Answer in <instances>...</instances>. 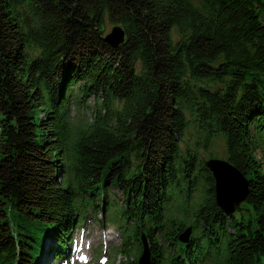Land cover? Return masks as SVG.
Returning a JSON list of instances; mask_svg holds the SVG:
<instances>
[{
	"label": "trees",
	"instance_id": "obj_1",
	"mask_svg": "<svg viewBox=\"0 0 264 264\" xmlns=\"http://www.w3.org/2000/svg\"><path fill=\"white\" fill-rule=\"evenodd\" d=\"M187 115L245 178L230 214L179 150ZM90 212L117 224L119 253L136 245L122 264L141 234L151 264H264V0H0V264H39L46 241L42 264H61Z\"/></svg>",
	"mask_w": 264,
	"mask_h": 264
},
{
	"label": "rangeland",
	"instance_id": "obj_2",
	"mask_svg": "<svg viewBox=\"0 0 264 264\" xmlns=\"http://www.w3.org/2000/svg\"><path fill=\"white\" fill-rule=\"evenodd\" d=\"M87 104V106L84 105L79 109L73 110L72 132L75 131L78 127L83 126L86 122H90L92 120L94 111L96 110V107H94L93 111L91 108L94 104V100L92 97L87 98ZM186 118L187 126L190 122L195 123L197 125V123L193 120L191 116L187 115ZM195 127L193 125H189V128L185 129V136L182 137L181 141L183 139H186L189 144L194 141L193 147L189 146V149L192 150L193 153H196V162H204L205 160H209L212 158L225 160L226 153L224 145V136L222 134H219V136L221 137L210 136L208 135V132H206V130L201 129L203 137L201 138L202 145L200 148L198 145L199 139H195ZM212 137H214V139L210 140L212 139ZM208 142L209 144L207 145ZM206 145L207 147L206 149H204ZM180 147L182 148L183 144H180ZM190 174L198 175L196 190L193 194H191V196L193 195L192 198L194 199L200 196L201 194L200 185L202 183V176L204 175V171H198L196 166L195 170ZM224 174L227 177H233L236 180L235 184L234 180H231L230 178L225 179L228 188L227 190H230L231 188H233V186H236L238 183L237 178L235 177L236 175L234 176L228 171H224ZM170 193L173 194V199L171 203L173 205L179 204L181 198L178 195L177 190L175 189ZM111 197L116 200L117 204H121V201L119 200V198L122 199L121 194L114 188L111 190ZM171 203H168L167 206L171 207ZM73 238L74 246L75 248H77V250L75 251L77 252L76 254L83 253L86 257L83 260H76L72 264H122L123 262L133 260L136 256V245L132 247L129 256H124L122 253H119L117 251L116 246L120 244V230L117 224L110 220L108 216L106 217L104 213L100 215L90 212V214H88V217L85 218L84 222L74 229ZM48 243L49 241L45 242V249L42 253V256L40 257L39 264H42V262L46 259L45 251L47 249ZM160 243L161 246L159 245V248L162 250V255L173 247L167 241L161 240ZM87 259L88 261H86ZM104 260L105 262L102 263V261Z\"/></svg>",
	"mask_w": 264,
	"mask_h": 264
},
{
	"label": "water",
	"instance_id": "obj_3",
	"mask_svg": "<svg viewBox=\"0 0 264 264\" xmlns=\"http://www.w3.org/2000/svg\"><path fill=\"white\" fill-rule=\"evenodd\" d=\"M114 35L115 39H112ZM117 35V36H116ZM124 32L118 26H113L111 32L107 35L108 40L113 46L118 45L123 40ZM116 36V37H115ZM206 168H208L214 178V190H215V199L217 205L227 214H230L234 211L235 205H238L243 201L246 192H247V183L242 174L233 167L227 160L220 159H209L204 162ZM223 171H228L229 173L236 174L238 181V192L234 194V198H229L231 194L228 193V188L226 184V175ZM223 172V173H222ZM225 177V178H224ZM224 187V188H223ZM227 194V196H225ZM223 196V198H222ZM225 196V197H224ZM190 235V228H187L179 235V240L181 242H187ZM142 241V252L138 258L137 264H150V251L146 237L141 235Z\"/></svg>",
	"mask_w": 264,
	"mask_h": 264
},
{
	"label": "bare ground",
	"instance_id": "obj_4",
	"mask_svg": "<svg viewBox=\"0 0 264 264\" xmlns=\"http://www.w3.org/2000/svg\"><path fill=\"white\" fill-rule=\"evenodd\" d=\"M113 26H118V27H120L122 30H123V32H124V35H123V40L120 42V43H118V45H120L121 43H123L124 42V40H125V38H126V33H125V30H124V28L121 26V25H119V24H112V25H109L108 27H107V29H106V31H105V33H104V35H103V38H104V40L107 42V43H109L110 45H112L108 40H110V39H108L107 40V35L111 32V30H112V27ZM117 36V35H116ZM115 36V37H116ZM112 39H115L114 38V35H113V38ZM117 46V45H116ZM189 125H193L194 127H195V125L193 124V123H189L188 124V126H187V128H189ZM186 128V129H187ZM196 128V133H195V139L196 138H198L199 139V147L201 148V145H202V140H201V138L203 137V134H202V132H201V129H199V128H197V127H195ZM206 132H207V130H206ZM214 139V137H212V139H210V140H213ZM194 142V141H193ZM193 142L191 143V144H189L187 141H186V139H184L182 142H180L179 143V150H182V151H185V149L186 148H188L189 149V146H191V147H193ZM210 142V141H209ZM180 144H183V147L181 148L180 147ZM190 150V149H189ZM190 151H192V150H190ZM231 194V193H230ZM230 198H232V194L230 195ZM102 203V202H101ZM102 206V205H101ZM104 207V206H103Z\"/></svg>",
	"mask_w": 264,
	"mask_h": 264
}]
</instances>
